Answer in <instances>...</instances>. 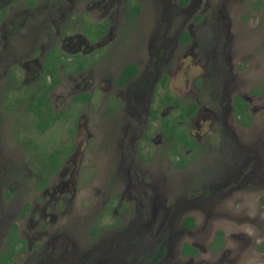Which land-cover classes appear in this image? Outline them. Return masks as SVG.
I'll list each match as a JSON object with an SVG mask.
<instances>
[{"label": "flooded vegetation", "instance_id": "flooded-vegetation-1", "mask_svg": "<svg viewBox=\"0 0 264 264\" xmlns=\"http://www.w3.org/2000/svg\"><path fill=\"white\" fill-rule=\"evenodd\" d=\"M55 2L0 0V264H37L46 256L53 264H163L174 233L162 241L151 235L140 257V241L131 240L137 233L129 239L120 230L127 216L122 210L138 213L130 226L142 224L140 211L149 202L143 185H151L141 181L148 171L138 161L143 143L158 137L157 148L170 142V152L182 159L183 150L198 149L206 121L208 131L219 119L245 124L248 103L232 95L236 64L226 0H205L199 13H191L198 0H176L163 11L159 0H69L66 10ZM213 13L221 14L213 16L218 31L208 26ZM175 81L194 97L174 90ZM221 83L231 93L220 90ZM206 91L211 107L200 102ZM202 108L212 118L202 116L193 135L183 124L198 120ZM117 124L126 131H111ZM98 145L106 147L105 167L111 165L117 187L98 201L82 241L72 230L84 221L79 195L100 178L80 168L86 149ZM15 164H22V173ZM212 182L198 199L214 193ZM113 226L118 230L107 238L105 229ZM180 226L195 228L196 217L183 215ZM221 237L216 231L214 242ZM181 254L191 264L197 246L183 242Z\"/></svg>", "mask_w": 264, "mask_h": 264}, {"label": "rangeland", "instance_id": "rangeland-1", "mask_svg": "<svg viewBox=\"0 0 264 264\" xmlns=\"http://www.w3.org/2000/svg\"><path fill=\"white\" fill-rule=\"evenodd\" d=\"M50 1H56L55 3L62 5L64 10L70 5L69 0ZM175 1L159 0L160 11L168 8ZM198 1L191 13L203 12L205 0ZM226 12L231 20L230 31L234 33L232 53L236 64L234 70L236 80L232 85V95L245 97L248 103L245 124L219 119L214 122V131H208V121H206L201 130L203 136L200 142H197L198 149L191 153L183 150L182 159L170 152V142L163 141L164 145H159L157 148V144H160L157 142L158 137L154 138L153 143H143L141 146L143 159L138 161L148 171L141 181L147 185L148 183L152 186L157 185L158 188L153 190L150 184L143 185L149 196L146 205L148 208L146 211H140L142 209L134 206L142 214L140 223L144 226L142 224H138L140 225L138 228L137 225L130 226L131 218L138 213L133 212L132 209L129 213L122 210L127 216L120 230L124 231L129 239L135 235V232L137 233L136 238L131 240L140 241L142 245L140 246V243L138 245L142 247L140 257L150 247L151 235L153 240L162 241L163 237L174 233L171 236L172 244L168 258L163 264L171 262L186 264L187 259L181 254L183 242H191L197 246L198 255L191 264H264L260 260L262 258L264 261V0H226ZM219 14L213 13L210 17L211 23L208 26L211 31H218V21L213 19V16L217 17ZM222 16L224 17H220V23L225 18L224 14ZM209 42L206 40L207 45ZM176 77L174 76L172 81ZM224 87L231 93L230 87H226L224 83L220 84L219 89ZM173 89L181 95L187 94L178 81H175ZM187 95L194 97L192 93ZM200 102L202 106L211 107L208 91L203 98L200 97ZM97 109H99L98 105ZM199 115L198 120L183 124L186 131H191L193 135L197 133L202 116L212 118L206 108H202ZM222 124H228L224 133L221 132ZM118 128L121 133L126 131L124 124H117L114 129L111 127V131H119ZM58 132L57 129L51 130L46 138L48 140L54 138ZM224 139H228L227 141L232 139L233 147L230 148L229 144L224 143ZM125 145H128V141ZM86 152L87 158L80 170L82 173L89 171L91 178L98 174L100 182L94 181L92 189L89 186L82 187L87 194L79 195L82 200H78L80 202L78 217L84 221L80 220L72 230L82 241L85 226L97 213L98 201L112 193L109 187L111 189L117 187L116 182L113 184L111 165L105 167L106 147L103 145L89 147ZM154 158L156 160H152ZM14 166L19 173L23 172L22 164ZM69 166L73 165L70 163ZM121 167L123 182L127 166L123 164ZM109 169H111L110 173ZM134 170L132 169L131 172ZM212 180L216 187L214 193L206 194L202 200L198 199L203 189L210 186L207 182L213 184ZM102 185L104 186L101 187ZM137 192L143 196L141 191L133 190L131 195L135 196ZM154 193L156 197L158 196L157 201L151 203V196ZM155 208L156 219L152 215ZM187 213L196 217V227L184 232L180 230V222ZM68 219L70 220V217ZM113 228L114 226L105 229L107 238L118 230ZM219 230L222 231V237L218 245L214 239L216 231ZM51 260L52 257L46 256L38 260L37 264H53L56 261Z\"/></svg>", "mask_w": 264, "mask_h": 264}, {"label": "trees", "instance_id": "trees-1", "mask_svg": "<svg viewBox=\"0 0 264 264\" xmlns=\"http://www.w3.org/2000/svg\"><path fill=\"white\" fill-rule=\"evenodd\" d=\"M191 224H192L191 220H186V221L184 222V225H191Z\"/></svg>", "mask_w": 264, "mask_h": 264}]
</instances>
